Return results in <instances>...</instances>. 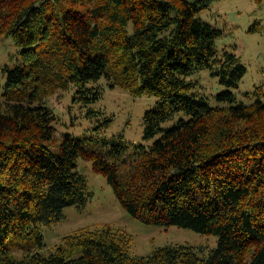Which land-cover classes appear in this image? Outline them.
Masks as SVG:
<instances>
[{
	"label": "trees",
	"instance_id": "1",
	"mask_svg": "<svg viewBox=\"0 0 264 264\" xmlns=\"http://www.w3.org/2000/svg\"><path fill=\"white\" fill-rule=\"evenodd\" d=\"M216 1L0 0V36L23 49L0 101V264H264V101L236 104L248 70L219 51L222 33L199 17ZM207 69L229 105L212 106L188 81ZM100 82L161 100L145 115L144 139L154 143L121 135L110 148L67 135L53 152L52 96L75 86V100L97 101L101 88L87 97L88 85ZM79 158L134 217L216 236L218 247L134 256L125 230L100 223L66 236L49 256L32 252L43 245L39 226L88 200Z\"/></svg>",
	"mask_w": 264,
	"mask_h": 264
},
{
	"label": "rangeland",
	"instance_id": "2",
	"mask_svg": "<svg viewBox=\"0 0 264 264\" xmlns=\"http://www.w3.org/2000/svg\"><path fill=\"white\" fill-rule=\"evenodd\" d=\"M186 1L193 3L196 0ZM199 17L222 33L217 41L219 51L236 54L248 70L240 88L233 91L236 104L251 105L260 98L264 101V2L216 1ZM254 28L258 30L251 31ZM22 52L23 49L12 38L0 36V101L4 100L6 92L7 70H14L23 64ZM188 81L198 83L195 92L208 98L212 106L229 105L218 101L217 96L227 89L211 70L196 72ZM96 87L101 88V97L93 102L75 100L76 96H82L78 93L81 89L75 86L52 96L50 107L55 112L54 125L57 129L51 143L52 151L59 152L62 139L67 135L98 145L108 141L110 148L121 135L130 144L152 145L154 140L147 142L144 139L145 115L156 108L161 100L153 96L134 97L121 88H110L105 82L89 84L88 88L93 92L87 97H93L98 92ZM107 119H113L109 127L104 126ZM173 123L167 124V127ZM76 170L87 179L88 200L81 207H67L57 224L39 226L44 237L43 245L34 246L32 252L49 256L66 236L80 228L100 223L125 230L132 239L131 253L134 256H149L156 248L169 245H190L199 251L204 249L202 255H208L218 247L219 238L216 236L178 226L147 224L131 215L122 206L108 179L94 170L93 162L79 158ZM15 254L23 256L20 248L16 249Z\"/></svg>",
	"mask_w": 264,
	"mask_h": 264
}]
</instances>
